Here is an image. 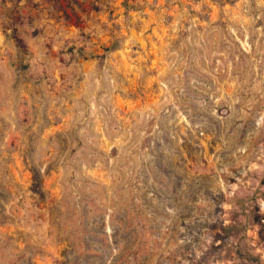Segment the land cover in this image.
I'll return each mask as SVG.
<instances>
[{
	"label": "rangeland",
	"instance_id": "rangeland-1",
	"mask_svg": "<svg viewBox=\"0 0 264 264\" xmlns=\"http://www.w3.org/2000/svg\"><path fill=\"white\" fill-rule=\"evenodd\" d=\"M0 264H264V0H0Z\"/></svg>",
	"mask_w": 264,
	"mask_h": 264
}]
</instances>
